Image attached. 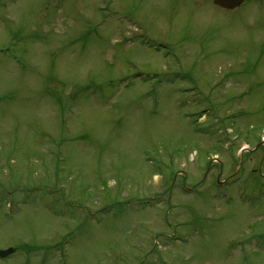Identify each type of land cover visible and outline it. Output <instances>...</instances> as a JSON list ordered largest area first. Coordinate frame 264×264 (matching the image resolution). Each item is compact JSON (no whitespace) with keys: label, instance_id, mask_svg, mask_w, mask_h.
<instances>
[{"label":"rangeland","instance_id":"1","mask_svg":"<svg viewBox=\"0 0 264 264\" xmlns=\"http://www.w3.org/2000/svg\"><path fill=\"white\" fill-rule=\"evenodd\" d=\"M101 2L0 0V264H264V0Z\"/></svg>","mask_w":264,"mask_h":264},{"label":"water","instance_id":"2","mask_svg":"<svg viewBox=\"0 0 264 264\" xmlns=\"http://www.w3.org/2000/svg\"><path fill=\"white\" fill-rule=\"evenodd\" d=\"M243 0H214L215 4L223 7V8H226V9H233V8H236L237 6L240 5V3L242 2ZM11 249H7V250H0V256L3 257V256H6L8 255L9 253H11Z\"/></svg>","mask_w":264,"mask_h":264}]
</instances>
